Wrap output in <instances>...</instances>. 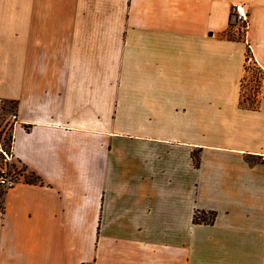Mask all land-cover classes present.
<instances>
[{"label":"crops","instance_id":"obj_1","mask_svg":"<svg viewBox=\"0 0 264 264\" xmlns=\"http://www.w3.org/2000/svg\"><path fill=\"white\" fill-rule=\"evenodd\" d=\"M0 101V264H264V0H0Z\"/></svg>","mask_w":264,"mask_h":264},{"label":"built area","instance_id":"obj_2","mask_svg":"<svg viewBox=\"0 0 264 264\" xmlns=\"http://www.w3.org/2000/svg\"><path fill=\"white\" fill-rule=\"evenodd\" d=\"M231 16L236 24L247 29L250 10L246 5L242 3H234L231 8ZM11 144L12 143L6 148L0 142V189L2 190H8L17 183L16 162Z\"/></svg>","mask_w":264,"mask_h":264},{"label":"rangeland","instance_id":"obj_3","mask_svg":"<svg viewBox=\"0 0 264 264\" xmlns=\"http://www.w3.org/2000/svg\"><path fill=\"white\" fill-rule=\"evenodd\" d=\"M244 31V28L242 26L239 27V30L236 32L239 35H241ZM250 77L249 82L244 83V90L245 92H252L253 90L259 89V84L257 82V79ZM246 101V100H245ZM247 104L250 103V105H256L257 99L256 97H251L249 100H247ZM13 105L10 103L2 102L0 101V142L4 147H9L11 143V135H12V127H13Z\"/></svg>","mask_w":264,"mask_h":264},{"label":"trees","instance_id":"obj_4","mask_svg":"<svg viewBox=\"0 0 264 264\" xmlns=\"http://www.w3.org/2000/svg\"><path fill=\"white\" fill-rule=\"evenodd\" d=\"M12 135H11V143H12ZM36 180V179H34ZM195 220L197 222H205V223H209V222H212L213 220V216L211 215V217H207V214H205L204 212H200V213H196L195 214Z\"/></svg>","mask_w":264,"mask_h":264}]
</instances>
